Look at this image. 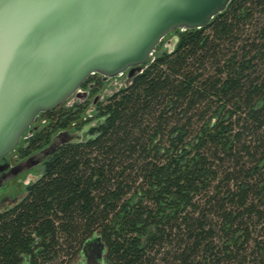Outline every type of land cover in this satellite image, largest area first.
Returning <instances> with one entry per match:
<instances>
[{"label": "trees", "instance_id": "trees-1", "mask_svg": "<svg viewBox=\"0 0 264 264\" xmlns=\"http://www.w3.org/2000/svg\"><path fill=\"white\" fill-rule=\"evenodd\" d=\"M86 106L52 112L30 150ZM94 113L0 214V264H86L96 243L98 264H264V0L172 32Z\"/></svg>", "mask_w": 264, "mask_h": 264}, {"label": "water", "instance_id": "water-1", "mask_svg": "<svg viewBox=\"0 0 264 264\" xmlns=\"http://www.w3.org/2000/svg\"><path fill=\"white\" fill-rule=\"evenodd\" d=\"M232 0H0V159L40 114L54 111L95 74L133 77L172 32L207 27ZM171 40L169 43H173ZM76 140L68 131L18 166L28 171ZM86 264L103 259L96 243Z\"/></svg>", "mask_w": 264, "mask_h": 264}, {"label": "flooded vegetation", "instance_id": "flooded-vegetation-1", "mask_svg": "<svg viewBox=\"0 0 264 264\" xmlns=\"http://www.w3.org/2000/svg\"><path fill=\"white\" fill-rule=\"evenodd\" d=\"M98 79L102 80V83L100 85H98L97 83ZM88 80L91 81H89V83L84 84L81 87L79 95L74 96L72 98L73 102L72 105L70 106H73L75 104H79V105L86 104V102L94 94V92H96V90H99V88L103 86L105 82H107L104 80L102 76L98 74L92 75ZM101 102L102 100L99 97L93 101L94 110L99 106ZM54 111L40 114L37 117L34 125L22 137L16 149H14L11 153H9L5 158L0 159V191H4V189H6V186H8L11 182H14L21 175L29 172V171L26 172L23 171L17 174L18 166L20 164H23L29 158L37 155H38L37 158H39V160L43 158V154H41V152L44 149H46L48 146H43L41 148H37L36 150H30V143L32 139H34L38 134H40L43 131L44 128L48 126L49 115ZM41 120L43 122H40ZM64 132H67V130L61 129L58 132L54 133L50 141V144L52 143L55 137H57L59 134ZM18 150L20 151L21 154L19 155V157L14 156ZM45 161L39 165H43ZM25 184L26 187L30 185L29 182L27 181L25 182ZM19 185H21V183H19ZM24 196L25 193L21 194V190L19 189V187H13L11 191H9L7 194L0 196V214L7 212L10 208L14 207L20 200L24 198Z\"/></svg>", "mask_w": 264, "mask_h": 264}, {"label": "rangeland", "instance_id": "rangeland-1", "mask_svg": "<svg viewBox=\"0 0 264 264\" xmlns=\"http://www.w3.org/2000/svg\"><path fill=\"white\" fill-rule=\"evenodd\" d=\"M173 47V43H167L165 49H169L171 50ZM127 74H124L121 77H118L116 79H110L107 82H105L103 84V86H101L99 88V90H97L86 102V110H85V114H84V118L79 120V124L80 128H77V126H71L68 132L73 135V137L77 140V139H83L87 136V132H88V127L91 126L92 124L94 125L97 122V118L95 117V113H94V108H93V101L96 98H100L103 101L106 100V98L110 95H112L115 91L123 88L125 86V84L127 83V78H126ZM73 100L71 99L68 103L65 104V107H70V105H72ZM87 120V122L84 123V121ZM40 122H43L42 120ZM34 125V124H33ZM20 151L18 150L16 152V154L14 156L19 157L20 155ZM44 166L43 165H39L37 167H34L30 170H28L29 172L21 175L19 178H17L14 182H11L8 186H6V189H4V191H0V196L7 194L9 191H11V189L13 187H19V189L21 190V194H24L26 192V184L25 182H29V184H31L32 182L36 181L38 178H40L41 174L44 171ZM26 172V171H25ZM19 183H21V185H19Z\"/></svg>", "mask_w": 264, "mask_h": 264}]
</instances>
